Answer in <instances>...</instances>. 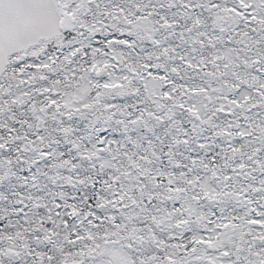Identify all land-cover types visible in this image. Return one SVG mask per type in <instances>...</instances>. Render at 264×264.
Masks as SVG:
<instances>
[{
	"label": "snow or ice",
	"instance_id": "snow-or-ice-1",
	"mask_svg": "<svg viewBox=\"0 0 264 264\" xmlns=\"http://www.w3.org/2000/svg\"><path fill=\"white\" fill-rule=\"evenodd\" d=\"M0 264H264V0H0Z\"/></svg>",
	"mask_w": 264,
	"mask_h": 264
}]
</instances>
